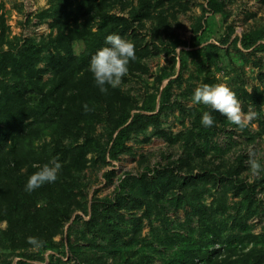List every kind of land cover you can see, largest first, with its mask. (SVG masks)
I'll use <instances>...</instances> for the list:
<instances>
[{
	"label": "trees",
	"instance_id": "1",
	"mask_svg": "<svg viewBox=\"0 0 264 264\" xmlns=\"http://www.w3.org/2000/svg\"><path fill=\"white\" fill-rule=\"evenodd\" d=\"M121 1L50 0V27L57 32L52 42L54 53L44 56L39 45L28 41L17 52L9 50L0 55V222L7 224L2 232L3 242H8L14 251L33 248L26 242L27 237L33 236L45 242L43 249L58 253L59 245L54 239L63 234L73 215L81 212L89 216L84 223L86 232L101 243L96 245L97 250L92 245L83 247L70 243L69 251L77 262L109 264L108 256L113 254L121 264H131L134 245L142 238L144 228L149 226L154 231V219L164 221L165 195L178 193L175 200L178 208L190 206L200 221L213 226L216 215L229 209V187L248 201L255 195L256 185H244L240 178L241 161L225 164V192L217 207L215 203L210 206L203 203L209 193L207 187L219 186L222 179L214 173L194 175L191 168L198 164L197 160L204 161L212 145L211 137L218 128L195 125L198 132L171 137L161 123V115L171 108V81L161 93L149 95L141 107L120 88L109 87L107 93H101L95 86L88 65L91 55L105 46V37L118 34L127 39L128 33L135 30L136 21L151 18L147 12L149 0H139L147 7L135 19L110 13ZM215 5V0H209L210 8L215 9ZM1 27H5L4 22ZM1 33L4 36L3 31ZM73 41L78 42L77 51ZM262 41L264 34L246 35L241 45L249 50ZM261 48L264 50V44ZM135 55V61L129 64V73L147 72L140 56L136 52ZM42 62L46 64L45 69L38 68ZM48 74L50 78L46 79ZM171 75L159 77L158 83L162 84ZM248 97L255 105H260L256 92ZM85 104L90 111H85ZM181 112L186 114L184 109ZM100 122L110 130L106 146L96 135V124ZM150 129L166 142L185 141V156L177 167L180 173L158 171L153 180L143 176L133 180L123 194L113 199H94L88 206L84 192L71 175L72 169L84 170L92 149L104 161L107 157L118 161L121 155L131 152L127 145L131 138ZM70 139L74 144H65ZM52 158H57L62 165L57 181L26 192L27 179ZM185 168L188 169L184 172ZM113 175L114 172H109L106 177L110 179ZM138 213H141L139 217ZM125 214L136 215L127 223ZM210 231L213 247L218 244L221 248L210 252L203 243L188 245L184 247L183 256L187 259L183 264H195L198 259L207 264H264V256L258 249L260 237L245 232L223 240L214 229ZM160 241L162 246L176 244L168 237ZM143 246L155 247L145 239Z\"/></svg>",
	"mask_w": 264,
	"mask_h": 264
},
{
	"label": "rangeland",
	"instance_id": "2",
	"mask_svg": "<svg viewBox=\"0 0 264 264\" xmlns=\"http://www.w3.org/2000/svg\"><path fill=\"white\" fill-rule=\"evenodd\" d=\"M149 2L147 12L151 18L136 21L135 30L130 31L127 37L134 43L135 52L148 71L129 73L131 68L128 65V74L117 88L141 107L149 95L161 93L171 81V108L161 115V123L173 138L191 131L198 132L195 125L202 127L200 119L203 112H210L218 130L211 137L212 145L205 153L204 161L197 160L198 164L191 168L194 175L214 173L222 179L219 186L207 187L209 193L205 195V205L215 203L217 207L221 200L227 178L224 166L228 163L242 161L240 178L244 185H256V191L252 201H248L229 187V209L216 215L214 226L200 221L190 206L178 208L175 203L178 193L165 195L162 202L164 221L154 219V231L149 226L144 228L142 238L134 245L131 264H183L187 259L183 256L184 247L199 246L200 243L207 245L210 252L218 251L221 247L218 244L213 247L211 229L223 240L245 232L260 237L258 249L264 256V172L253 177L249 170L250 158L264 162V50L261 48L264 41L249 50L241 45L246 35L259 37L264 34V0H215V9L209 7V0ZM50 7V0H0V55L9 50L17 52L28 41L39 45L44 56L54 53L52 42L57 32L50 27ZM146 7L147 4L139 0H122L110 9V13L135 19L145 12ZM2 22L4 28L1 27ZM176 43L179 46L175 47ZM73 46L75 51L79 49L77 41H73ZM38 68L45 69V62ZM166 74H172L171 78L158 83L157 79ZM45 78H50V74ZM202 84H226L240 101L242 112L251 110L256 113L255 118L246 128L240 129L208 106L192 104V94ZM255 92L260 102L258 106L248 97ZM109 133L104 122L96 124V135L104 146L109 141ZM65 144H74V141L70 139ZM127 145L131 152L121 155L118 161L108 157L104 161L92 149L87 155L89 162L86 168L82 171L72 169L71 175L79 190L84 192L88 206L94 199H113L123 194L129 190L133 180L143 176L153 180L158 171L180 173L177 167L185 156V141L166 142L150 129L144 134L134 135ZM109 172L115 175L107 179ZM135 215L125 214L126 222L129 223ZM88 220L89 216L81 212L73 215L63 234L54 239L59 245L58 253L43 248L12 250L2 237L7 224L0 222V264H80L69 251L70 243H79L83 247L92 245L94 250L101 243L94 239L93 234L86 232L84 223ZM127 228L131 226L127 225ZM167 237L176 242L173 247L162 246L160 239ZM143 239L156 249L144 247ZM108 258L109 264H121L113 254Z\"/></svg>",
	"mask_w": 264,
	"mask_h": 264
},
{
	"label": "clouds",
	"instance_id": "3",
	"mask_svg": "<svg viewBox=\"0 0 264 264\" xmlns=\"http://www.w3.org/2000/svg\"><path fill=\"white\" fill-rule=\"evenodd\" d=\"M104 45L91 55L88 65L94 84L101 93H107L109 87L117 88L122 78L128 74L129 63L136 59L134 43L118 34L107 35ZM191 102L208 106L240 129L246 128L256 116L251 110L242 112L240 101L226 84L198 86L192 94ZM84 109L86 112L90 111L87 104ZM200 123L205 128L214 125V118L209 111L203 112ZM61 167L57 158L50 159L27 179L24 190L31 193L45 184L55 183ZM249 170L253 177L259 176L264 172V162L250 158ZM26 242L35 249L43 248L45 244L43 240L33 236L27 237Z\"/></svg>",
	"mask_w": 264,
	"mask_h": 264
},
{
	"label": "built area",
	"instance_id": "4",
	"mask_svg": "<svg viewBox=\"0 0 264 264\" xmlns=\"http://www.w3.org/2000/svg\"><path fill=\"white\" fill-rule=\"evenodd\" d=\"M218 249H219V247H218ZM195 264H207V263L198 259L195 261Z\"/></svg>",
	"mask_w": 264,
	"mask_h": 264
}]
</instances>
